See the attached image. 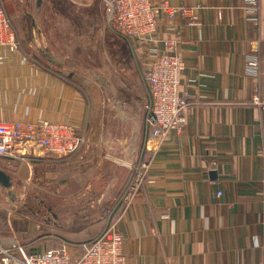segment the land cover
Returning <instances> with one entry per match:
<instances>
[{
  "label": "crops",
  "instance_id": "0c3cea01",
  "mask_svg": "<svg viewBox=\"0 0 264 264\" xmlns=\"http://www.w3.org/2000/svg\"><path fill=\"white\" fill-rule=\"evenodd\" d=\"M87 1L89 15L101 14L94 6L99 0ZM162 1L198 9V26L188 28L177 17L169 24L175 31L164 35L179 39L185 63L181 90L190 105L184 131L171 133L158 152L147 151L144 69L138 68L142 93L132 99H139L143 113L133 167L154 160L151 183L130 204L123 199L131 170L105 156L97 93L92 92L90 103L77 85L20 55H0V121L67 122L86 137L89 152L66 164L43 153L0 161L12 181L11 200L17 199L24 178L33 180L34 168H41L42 180H57L55 191L67 197L86 186L88 197L102 192V223L92 225L56 215L38 223L13 211L19 204L12 200L13 206L0 207V249L18 242L32 254L63 245L79 253L81 245L114 226L124 241L126 264H264V111L251 103L256 95L264 99V0L258 23L248 20L244 0H153ZM99 17L102 33L105 16ZM167 27L159 23L158 34ZM158 49L163 50L161 43ZM249 54L260 58L259 77L246 71ZM143 56V50L138 52L141 64Z\"/></svg>",
  "mask_w": 264,
  "mask_h": 264
},
{
  "label": "built area",
  "instance_id": "2783aa9c",
  "mask_svg": "<svg viewBox=\"0 0 264 264\" xmlns=\"http://www.w3.org/2000/svg\"><path fill=\"white\" fill-rule=\"evenodd\" d=\"M105 14L106 25L120 37L134 54L144 52L142 66L146 89L144 126L148 132L145 149L158 152L171 133L181 134L187 123L185 115L189 98L181 90L185 63L179 53V39L164 35L175 31L171 22L177 17L186 20L185 26H198L197 8L172 7L166 1L153 0H99ZM261 0H244L245 13L251 22L258 23ZM167 22L165 34H158V25ZM176 34V32H175ZM163 50L158 49V44ZM20 47L11 20L0 0V55L16 54ZM139 67V66H138ZM246 71L260 76V58L257 54L246 57ZM251 103L264 111V99L256 95ZM87 140L77 129L61 121L35 122L0 121V158L16 161L19 158L38 157L37 153L68 160L86 147ZM150 161L132 167L131 179L124 194V203L130 204L141 187L151 183ZM123 239L111 226L109 230L79 247L71 246L46 250L40 254L28 253L18 242L8 249H0V264H126Z\"/></svg>",
  "mask_w": 264,
  "mask_h": 264
},
{
  "label": "rangeland",
  "instance_id": "374dc122",
  "mask_svg": "<svg viewBox=\"0 0 264 264\" xmlns=\"http://www.w3.org/2000/svg\"><path fill=\"white\" fill-rule=\"evenodd\" d=\"M1 1L20 44L16 55L24 57L32 66L44 68L49 73L63 78L66 82L77 85L90 103L94 97L92 92L97 93L102 110V121L108 117L105 113V106H112L108 101L113 100L115 96L111 92L104 91L105 85H102V79L99 78L106 77V84L110 89L113 90L115 87L122 94L120 96L128 100L132 99L133 93L141 92L139 84L142 77L138 68L140 67L141 70L143 68L138 54H133L127 43L109 30L105 24L106 18L101 28L102 33L97 31L96 24L99 16H105L102 5L98 1L94 2V6L98 11H101V14L95 12L94 15H89L93 14L92 11H87L91 8L89 5L91 1L43 0L39 17L41 32L33 31V22L28 16L29 13L35 12L36 0ZM86 2H89V6L85 5ZM69 19L71 20L69 24H71L68 28L67 20L69 21ZM134 100L132 102L139 106V99ZM109 113L112 120L107 126H109L108 129H110L113 138L119 139L122 136L121 138L126 139L129 137V127H119V122L113 119L115 113ZM82 151L83 153L87 152L85 147ZM0 161H4V159L0 158ZM60 161L61 164L68 162L67 160ZM16 169L18 168L16 167ZM24 170L25 167H23ZM32 170L36 171L33 180L26 182L24 178L19 183L17 199H12L13 202H18L19 206L13 211L36 219L38 223L42 219H47L48 222L52 221L55 215L90 225L102 223V208L101 211L98 209L102 203L99 202L102 194L100 190H98V194L88 197L86 186L79 193L67 197L65 192L55 191L57 180H51L49 177L42 180L41 168ZM96 181L97 179L94 177L91 184L96 185ZM40 184L42 185L40 186ZM12 200L8 193L0 189L1 208H4V205L13 206ZM40 201H43L45 206L40 204ZM34 213L38 215H34Z\"/></svg>",
  "mask_w": 264,
  "mask_h": 264
},
{
  "label": "water",
  "instance_id": "95a60500",
  "mask_svg": "<svg viewBox=\"0 0 264 264\" xmlns=\"http://www.w3.org/2000/svg\"><path fill=\"white\" fill-rule=\"evenodd\" d=\"M43 0H36L35 12L29 13L31 19L33 31H40V13L42 9ZM41 32V31H40ZM33 38V37H32ZM102 85H105L104 91L106 93H112L115 98L108 102L112 106H105V113L108 115L105 120L103 127V143L102 147L105 152V156L108 160L122 165L126 168H132L135 164L136 154H137V144L140 135V127L142 120L143 109L130 100L121 97V93L117 91L114 87L113 90L106 84L107 78L102 76ZM105 79V80H104ZM124 95V94H123ZM136 101V99L134 100ZM109 112H114V121L119 122V127H129V137L114 139L112 133L110 132L109 126L107 124L112 120L111 114ZM0 187L7 190L8 195H14L11 191L12 181L9 175L0 170Z\"/></svg>",
  "mask_w": 264,
  "mask_h": 264
},
{
  "label": "flooded vegetation",
  "instance_id": "af4514ba",
  "mask_svg": "<svg viewBox=\"0 0 264 264\" xmlns=\"http://www.w3.org/2000/svg\"><path fill=\"white\" fill-rule=\"evenodd\" d=\"M59 4H60V3H59ZM67 6H68V5H67ZM69 22H71V20H70V19H69V21L67 20V25H68V28H69V26H70V24H71V23L69 24ZM38 213H39V215L41 214V212H40V211H39ZM34 215H38V214H37V213H36V214L34 213Z\"/></svg>",
  "mask_w": 264,
  "mask_h": 264
}]
</instances>
